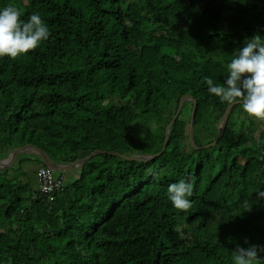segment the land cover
<instances>
[{"label":"trees","instance_id":"1","mask_svg":"<svg viewBox=\"0 0 264 264\" xmlns=\"http://www.w3.org/2000/svg\"><path fill=\"white\" fill-rule=\"evenodd\" d=\"M9 5L51 35L0 58V160L23 144L58 165L93 151L155 155L185 95L198 148L187 101L147 162L95 155L51 198L37 177L31 189L0 174V264H234L238 247L264 248V122L238 104L201 149L228 106L205 77L226 86L236 50L264 38V0H0ZM181 180L193 185L187 211L167 194Z\"/></svg>","mask_w":264,"mask_h":264},{"label":"clouds","instance_id":"2","mask_svg":"<svg viewBox=\"0 0 264 264\" xmlns=\"http://www.w3.org/2000/svg\"><path fill=\"white\" fill-rule=\"evenodd\" d=\"M22 12L14 5L0 9V58L16 60L35 51L51 35L49 28L37 13L27 21L21 19ZM228 76L225 84H216L205 77L209 92L222 103H240L245 113L255 120L264 122V38L259 34L245 41L242 49H237L227 65ZM168 199L181 211L192 207L189 197L193 195V185L181 180L168 186ZM264 199V191L257 192ZM244 211H250L249 201L243 202ZM264 248L251 245L245 249L238 247L233 252L234 264H264L259 252Z\"/></svg>","mask_w":264,"mask_h":264},{"label":"water","instance_id":"3","mask_svg":"<svg viewBox=\"0 0 264 264\" xmlns=\"http://www.w3.org/2000/svg\"><path fill=\"white\" fill-rule=\"evenodd\" d=\"M187 101L192 102V108H191V112H190V118H189L188 129H187V136H188L187 138H188V142H189L191 148L197 149L198 147H196L194 142H193V120H194V115H195L196 101L192 100V98L190 96L185 95L180 99L173 117L170 119L168 125L166 126L165 134H164V141H163L162 147H161L160 151L155 155L129 156V155L120 154L118 152L93 151V152L89 153L86 157L79 159V160H76L70 164L58 165V164L54 163L48 157V155L44 151L39 149L38 147H36L32 144H23V145L15 148L13 152H10L6 158L0 160V169L8 168L9 166H11L17 160L18 156L22 152H25L27 150L34 151L39 156V158L42 160L44 166H46L51 171L62 172V173L66 172L68 170H71V169H79L81 167V165H83L91 157H93L95 155H99V154H106L109 156H114V157L120 158V159L125 160V161H130V162H147L151 159H154V158L160 156L162 154V152L164 151V149L166 147V143H167L168 138H169V133H170L171 127L174 124V122L177 120V118H178V116H179V114L183 108L184 103ZM238 104H240V103H237L234 105H228L226 107L224 114L222 115L221 121L218 124L215 138L213 139V141L210 144L202 146L201 149H208V148L214 147L216 145V143L218 142V140L220 139V137L223 134V131L225 128V123H226V120H227V117H228L230 111L232 110V108L234 106H236Z\"/></svg>","mask_w":264,"mask_h":264},{"label":"rangeland","instance_id":"4","mask_svg":"<svg viewBox=\"0 0 264 264\" xmlns=\"http://www.w3.org/2000/svg\"><path fill=\"white\" fill-rule=\"evenodd\" d=\"M189 105L186 106L185 112L186 114H183V118H188V112H189ZM191 112V110H190ZM210 137H206L205 140H209ZM13 152L11 150V147H8V151ZM2 149H0V156L3 154L1 153ZM10 153V152H9ZM20 158L16 160L11 166L8 168L0 169V174H4V176L7 179H13L14 181H30L31 189L37 188L36 184V175L37 171L41 167L40 158L39 156L32 150H27L25 152H22L20 155ZM6 171L4 172V170ZM78 171L75 169L68 170L66 172H54L52 171V176L54 178L61 177V180L63 183L70 182L72 179H74L77 175ZM3 176L1 177V179Z\"/></svg>","mask_w":264,"mask_h":264},{"label":"built area","instance_id":"5","mask_svg":"<svg viewBox=\"0 0 264 264\" xmlns=\"http://www.w3.org/2000/svg\"><path fill=\"white\" fill-rule=\"evenodd\" d=\"M51 173L52 171L45 166L40 168L36 175L39 192L49 195L50 198L59 190L62 182L61 178H54Z\"/></svg>","mask_w":264,"mask_h":264}]
</instances>
